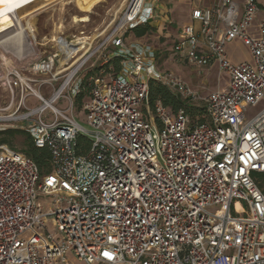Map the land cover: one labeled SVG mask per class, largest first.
I'll return each mask as SVG.
<instances>
[{"label":"built area","instance_id":"built-area-1","mask_svg":"<svg viewBox=\"0 0 264 264\" xmlns=\"http://www.w3.org/2000/svg\"><path fill=\"white\" fill-rule=\"evenodd\" d=\"M156 3L127 0L95 47L81 42L62 63L59 49L37 53L29 37L35 51L14 56L20 66L4 75L2 66L8 101L0 133L28 134L48 150L51 170L40 175L25 153L0 143V264H64L68 254L84 264H264V180L257 177L264 174V107L246 118L264 100V18L253 35L256 0L192 9L194 25L182 27L174 55L228 77L225 91L202 97L158 72L151 47L126 42L128 32L154 20ZM234 40L250 62L229 61L226 45ZM114 58L121 69L111 74ZM150 80L201 103L207 120L160 102L151 108ZM81 92L88 129L74 115ZM30 99L38 104L29 107ZM61 99L66 111L56 107ZM40 198L51 199L48 210Z\"/></svg>","mask_w":264,"mask_h":264},{"label":"rangeland","instance_id":"rangeland-1","mask_svg":"<svg viewBox=\"0 0 264 264\" xmlns=\"http://www.w3.org/2000/svg\"><path fill=\"white\" fill-rule=\"evenodd\" d=\"M12 1L16 0H0V3ZM126 1L127 0H28L20 5L11 15L2 20V27H6V29L2 32V34L5 35L1 36L0 40L5 41L7 37L14 36L21 41V33H24L28 38H31V42L35 46L37 53L50 54L57 52L59 49L61 51L60 58L62 63L68 59L65 57L66 54L64 53L66 51L63 48L68 44L70 45L72 42L80 40L79 42H86L88 44L87 46L91 45V47H95L102 36L120 16ZM158 1L164 2L167 0H157V2ZM194 3H190L191 7L195 5ZM195 7L199 8L200 6ZM262 16L263 12L258 14L252 26L257 25ZM84 17L86 20L82 21ZM181 25V22L174 20L171 27L181 30ZM165 35L164 31L155 27V30L151 34L141 38H135L132 33H129L126 35V42L129 44L135 43L151 46L156 54L154 60L156 70L161 73H173L181 78L185 84L199 96L204 97L211 92H223L226 90L228 77L225 74L218 73L215 66L196 70L187 63L179 61L173 52V38ZM179 35L180 33L177 35L176 41L179 40ZM75 37L76 39H74ZM70 48H72V46ZM237 49V55L239 57L244 58L247 56L248 52L244 46H240ZM1 55L8 56L7 58L10 60L7 67L6 65L3 67L1 72L2 75L6 73L9 66H20V63L16 64L14 61V56L5 54L3 50L0 49V56ZM86 73L87 72L83 74V78ZM110 73H115L113 71V66H111ZM5 91L0 84V108L5 106L8 101V94ZM49 93L50 90L47 87L42 89L44 97H48ZM86 96L82 98L80 104L75 101V98L73 99L74 115L79 124L88 129L85 114L80 108V105L87 100ZM37 104L38 102L33 99H30L28 102L29 107H35ZM191 105L203 108L201 103L198 102L192 103ZM56 107L61 111H66L69 107V102L61 99L56 103ZM263 107L264 100L255 106L248 107L246 110V118L251 119L263 109ZM139 109L143 111L142 107H139ZM8 130H15L12 133V138L9 140L11 142V147L26 152L28 145L27 135L18 128H10ZM6 136L7 135H4V137ZM0 137H3V135H0ZM39 201L44 205L46 210L50 208L51 199L40 198ZM217 209V206H213L208 208V211L215 212ZM46 226L48 232L57 238L55 225L52 219L49 218L46 221ZM64 264L84 263L77 261L72 255L68 254Z\"/></svg>","mask_w":264,"mask_h":264},{"label":"trees","instance_id":"trees-1","mask_svg":"<svg viewBox=\"0 0 264 264\" xmlns=\"http://www.w3.org/2000/svg\"><path fill=\"white\" fill-rule=\"evenodd\" d=\"M155 30L154 27L148 25L138 26L132 29L130 32L135 38H141L145 35L151 34ZM127 37V36H126ZM111 65L113 66V71L118 73L121 69L120 60L118 58H114L111 61ZM97 74V68L86 73L83 79V83H86V79L89 76H94ZM149 104L151 108L155 106L156 103L160 102L164 106H166L172 113H175L179 108H185L186 111L193 117L195 121L205 122L207 120L206 113L203 108L196 107L182 100L180 96L174 92H172L168 87L155 82L153 80L149 81ZM86 96L85 92H81L76 96V102L80 104L83 97ZM15 130H6L5 132L0 133L3 137H0V143H6L11 147V142L9 141L12 138V133ZM9 133V134H8ZM25 133V132H24ZM26 134V133H25ZM4 135H7L4 137ZM28 145L25 153L37 166L39 169L40 175L45 173H49L51 170L50 167V154L47 149H38L35 148L30 140L28 134ZM79 143H85L82 137L78 138ZM86 145V144H85ZM13 148V147H12ZM15 149V148H14ZM258 178L264 180V174H258Z\"/></svg>","mask_w":264,"mask_h":264},{"label":"crops","instance_id":"crops-1","mask_svg":"<svg viewBox=\"0 0 264 264\" xmlns=\"http://www.w3.org/2000/svg\"><path fill=\"white\" fill-rule=\"evenodd\" d=\"M212 1L213 0H167L164 2L158 1L155 4V18L151 23H149V25L154 27V28L155 27L160 28L162 31L165 32V34H166L165 36L172 37L173 38V46H174V44L176 43L177 35L180 33V31H179L180 29H178V30L173 29L171 27L172 22L174 20L181 22L182 23L181 27H184L187 25H194V22L191 19L192 9L196 8L195 6L208 7L212 4ZM165 2H167V3H165ZM191 2H193V3L195 2L194 3L195 5H193V7H191V5H190ZM256 2H257V5L259 7L258 14L263 12L262 18H264V0H256ZM262 18H260V20ZM256 26L257 25H254V26H251L249 28L250 34H253V35L256 34ZM5 29H6V27H3V31ZM12 37L13 36H9L6 39H13ZM6 46L10 50L12 49L11 47H13V46H9V45H6ZM142 46H149V45H142ZM240 46H244V44L239 40H234L232 42H229L226 45L227 57H228L229 61L233 64L251 61L249 51L245 46L244 47L247 49V52H248L247 56L242 58V57H239L237 55V51H238L237 48ZM149 47H151V46H149ZM154 52H155V50H154ZM201 69H196V70H201ZM82 78H83V75H82Z\"/></svg>","mask_w":264,"mask_h":264},{"label":"bare ground","instance_id":"bare-ground-1","mask_svg":"<svg viewBox=\"0 0 264 264\" xmlns=\"http://www.w3.org/2000/svg\"><path fill=\"white\" fill-rule=\"evenodd\" d=\"M28 0H16V1H12V2H5V3H0V37L5 35L2 34L3 32V27H2V20L11 15L14 11H16L20 5H22L23 3L27 2ZM73 17V16H72ZM78 17V16H77ZM76 17V18H77ZM74 18V17H73ZM80 18V17H79ZM73 20V19H72ZM85 21V17L82 18V21ZM70 23V22H69ZM82 23V22H81ZM66 24V23H65ZM84 24V23H83ZM80 25V24H79ZM11 33V32H10ZM2 34V35H1ZM13 39H6L5 41H1L0 40V49L3 50V52L5 54L8 55H12V56H16L17 58H23L24 54L26 53V51H35V48L30 45L29 40L27 35H24V33H21V41H19V38H15L14 36L12 37ZM83 38V37H82ZM1 39V38H0ZM76 39V37L74 38ZM78 40V39H77ZM80 41V40H79ZM72 42L70 45L68 44L65 48V57H67L69 55V51H70V47L72 46V48H77L79 47L80 43L82 42ZM52 42V41H51ZM84 42V41H83ZM9 46H13L11 47L12 49L10 50L9 48H7L6 45ZM25 44V45H24ZM8 56L6 55H1L0 56V71L2 69V66L5 64L6 66L9 64L10 60L9 58H7ZM62 61V60H61Z\"/></svg>","mask_w":264,"mask_h":264},{"label":"snow or ice","instance_id":"snow-or-ice-1","mask_svg":"<svg viewBox=\"0 0 264 264\" xmlns=\"http://www.w3.org/2000/svg\"><path fill=\"white\" fill-rule=\"evenodd\" d=\"M105 255H107V254H105Z\"/></svg>","mask_w":264,"mask_h":264}]
</instances>
